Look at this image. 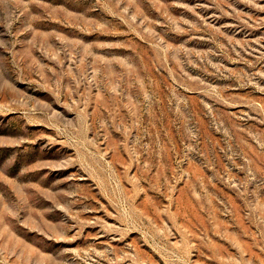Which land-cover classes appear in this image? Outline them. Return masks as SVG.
<instances>
[{"label": "rangeland", "instance_id": "374dc122", "mask_svg": "<svg viewBox=\"0 0 264 264\" xmlns=\"http://www.w3.org/2000/svg\"><path fill=\"white\" fill-rule=\"evenodd\" d=\"M0 264H264V0H0Z\"/></svg>", "mask_w": 264, "mask_h": 264}]
</instances>
